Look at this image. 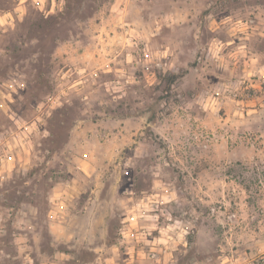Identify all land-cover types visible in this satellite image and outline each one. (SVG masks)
<instances>
[{
  "label": "rangeland",
  "instance_id": "1",
  "mask_svg": "<svg viewBox=\"0 0 264 264\" xmlns=\"http://www.w3.org/2000/svg\"><path fill=\"white\" fill-rule=\"evenodd\" d=\"M0 264H264V0H0Z\"/></svg>",
  "mask_w": 264,
  "mask_h": 264
},
{
  "label": "built area",
  "instance_id": "2",
  "mask_svg": "<svg viewBox=\"0 0 264 264\" xmlns=\"http://www.w3.org/2000/svg\"><path fill=\"white\" fill-rule=\"evenodd\" d=\"M154 256H155V254H154Z\"/></svg>",
  "mask_w": 264,
  "mask_h": 264
}]
</instances>
